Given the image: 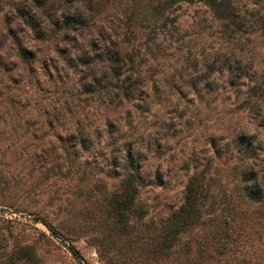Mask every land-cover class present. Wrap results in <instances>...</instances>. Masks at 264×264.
<instances>
[{
	"label": "rangeland",
	"instance_id": "obj_1",
	"mask_svg": "<svg viewBox=\"0 0 264 264\" xmlns=\"http://www.w3.org/2000/svg\"><path fill=\"white\" fill-rule=\"evenodd\" d=\"M242 131L264 140V0L224 16L203 0H0V264L20 244L77 264L40 219L85 264H264L260 203L236 194ZM129 160L144 214L128 246L100 221ZM197 171L221 210L143 259Z\"/></svg>",
	"mask_w": 264,
	"mask_h": 264
},
{
	"label": "trees",
	"instance_id": "obj_2",
	"mask_svg": "<svg viewBox=\"0 0 264 264\" xmlns=\"http://www.w3.org/2000/svg\"><path fill=\"white\" fill-rule=\"evenodd\" d=\"M203 1L218 16H224L229 5V0ZM235 76L237 75L234 73L229 77L230 83ZM234 141L239 152L237 155L239 182L236 185V194L240 199L260 203L259 210L264 215V171L255 165L258 154L264 155V140L254 141L245 131H242L235 136ZM125 164L126 171L120 180V190L117 194L114 193L111 199L104 202L102 209L104 214L100 222L104 226V239L106 241L113 244H128L129 246L136 241L141 243L140 238L143 235L130 237L127 227L132 222L134 215L139 218L143 216L144 211L136 202V180L139 173L135 168L133 169L130 160ZM208 180L210 177L203 171L194 172L188 177L184 186L182 201L163 218L156 231L145 234L144 247L139 252L143 259H156L161 255H166L167 249L180 233L198 225L203 215L214 216L218 209L221 210L222 205L219 207L215 204L217 200L213 199L214 194ZM40 220L47 224L45 219ZM219 247H224V242H221ZM35 258L34 249L30 245L20 244L11 247L8 259L13 261L9 263L7 259L8 261L4 262L13 264L22 260L35 264Z\"/></svg>",
	"mask_w": 264,
	"mask_h": 264
},
{
	"label": "water",
	"instance_id": "obj_3",
	"mask_svg": "<svg viewBox=\"0 0 264 264\" xmlns=\"http://www.w3.org/2000/svg\"><path fill=\"white\" fill-rule=\"evenodd\" d=\"M44 226L48 231V234L53 239H55L62 247L66 249V251L69 253V255L77 264H85L83 260L79 257V255L76 253L72 245L67 240H65V238H63L57 231L51 228L48 224L44 223Z\"/></svg>",
	"mask_w": 264,
	"mask_h": 264
}]
</instances>
